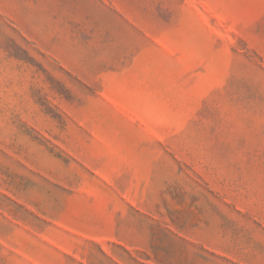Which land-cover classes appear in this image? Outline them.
<instances>
[{
  "label": "rangeland",
  "instance_id": "1",
  "mask_svg": "<svg viewBox=\"0 0 264 264\" xmlns=\"http://www.w3.org/2000/svg\"><path fill=\"white\" fill-rule=\"evenodd\" d=\"M0 264H264V0H0Z\"/></svg>",
  "mask_w": 264,
  "mask_h": 264
}]
</instances>
